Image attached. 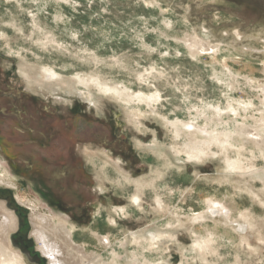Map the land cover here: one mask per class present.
<instances>
[{
  "label": "rangeland",
  "instance_id": "374dc122",
  "mask_svg": "<svg viewBox=\"0 0 264 264\" xmlns=\"http://www.w3.org/2000/svg\"><path fill=\"white\" fill-rule=\"evenodd\" d=\"M195 33L216 53L193 56L183 39ZM92 80L127 87L131 101ZM218 107L221 142L187 158L176 124L205 127ZM260 119L264 0H0V160L18 185L0 186V202L17 211L38 264L48 262L16 193L64 215L88 253L115 249L122 264L140 250L149 264H264V150L236 134ZM213 197L235 201L232 220H196Z\"/></svg>",
  "mask_w": 264,
  "mask_h": 264
},
{
  "label": "bare ground",
  "instance_id": "6f19581e",
  "mask_svg": "<svg viewBox=\"0 0 264 264\" xmlns=\"http://www.w3.org/2000/svg\"><path fill=\"white\" fill-rule=\"evenodd\" d=\"M207 39H208L207 37H202L200 34L195 33V34H187L186 37H184L183 41L186 43V46L189 49L190 53L193 56H196L203 51H210V52L216 51L217 47H214L208 44V42L206 41ZM45 72H46L45 73L46 77H48L49 79L57 75L55 71H53L51 68L45 69ZM98 81L92 80L90 83H93L99 90L104 91V93L105 91L110 92L111 94L113 93L117 95L119 98H121V100L128 98L129 101H131V98L129 97L130 95L127 94L128 92L127 87H124L123 89H119L115 87L111 88L109 85L101 84ZM79 83L82 87L86 86V88H89L87 86L89 85V82L80 81ZM139 100L140 99H138V101ZM221 111L222 110H220V107L215 109V113L219 116V120L217 121L208 119L205 116L206 113L204 112L202 114L203 118L205 119L204 121L208 122V124H205V127H201V124L197 123V121H194V119H190L188 121H179L176 124L178 127H175L176 128L175 135L182 137L181 134H184L189 141L188 145L185 144L186 147H185V152H184L187 154V155L185 154L187 158L194 159V160L199 159L201 155L205 156L207 154L205 149L201 148L202 146H206V145L208 146L209 144H211L210 142H213V141L221 142L220 132L217 129L218 127H220L219 125L223 123V120H221V117H222ZM198 120L200 119L198 118ZM214 122H216L217 124L209 125V124H213ZM227 124H228V120H227ZM246 129L250 131L246 132ZM236 134L241 135L239 138L241 139L242 142L244 143L247 142L249 144L252 143L256 147L261 149V151L264 150V119L261 120V123L260 122L255 123L254 126H250L249 129L245 128L242 130H238ZM191 142H192V145H191ZM234 162L237 164L231 162V164H229L230 169L232 170L234 169L238 171V169L240 168L241 170L242 167H240L239 162L238 161H234ZM0 186H6L9 188H15V189H17L18 187L16 181H14V178L10 170L3 162H1V160H0ZM16 199L20 205H24V207L26 206L27 209L29 208L28 210L30 211V223L32 225L31 236L34 237L35 239L34 241L37 242V244L39 245L37 247V250L40 252L41 257L46 259L48 264H122L121 263L122 258H120L119 253L115 249L111 248L112 243L109 237L101 236L97 234L96 232H92L91 233L92 237L96 239V241L99 243L101 247H107L112 250L110 251V254H107L106 256H102L100 254L93 253V252L88 253L84 245H79L76 243L77 238H75L73 226L71 225V223H69V221L66 219L64 215H59L55 213L54 211L50 210L49 208H47L44 202L40 200L38 197L32 199L31 201L24 200V199L22 200L20 196L16 193ZM234 204H235V201L230 198L229 199L227 198L224 200L214 199V197L211 199L209 198V200L207 201V204L205 205V210L203 209L197 215L196 220L204 222V220H206L208 218V215L210 214L211 215L218 214V215H222L225 218L231 219V215L234 212L233 209H235ZM10 209L5 205L4 202H0V264H25L23 262V256L20 254L19 251H15V249H13L10 244V240H11L10 235L12 234V232H15L17 230V226H18L17 211L15 210L16 212H13ZM42 211H44L45 213H43ZM240 218L247 221V219L244 217H240ZM207 234H209V236H212L210 232H208ZM205 241L206 240L204 241L202 240L201 243L205 244ZM11 243H12V240H11ZM147 243L150 244V242H147ZM107 248H104V249L107 250ZM32 256L34 257L33 254ZM34 258L37 259L36 256ZM131 258H132V264H149L150 263V261L147 260V258L145 257V254L142 253L141 250L139 253L133 254Z\"/></svg>",
  "mask_w": 264,
  "mask_h": 264
},
{
  "label": "flooded vegetation",
  "instance_id": "af4514ba",
  "mask_svg": "<svg viewBox=\"0 0 264 264\" xmlns=\"http://www.w3.org/2000/svg\"><path fill=\"white\" fill-rule=\"evenodd\" d=\"M22 228H23V223L22 221L19 222V228L18 230L14 233L16 234V238L14 239V243L17 246L18 249H20L24 254L27 255H32L31 252L29 251L28 248V243L25 239L24 233L22 232Z\"/></svg>",
  "mask_w": 264,
  "mask_h": 264
},
{
  "label": "water",
  "instance_id": "95a60500",
  "mask_svg": "<svg viewBox=\"0 0 264 264\" xmlns=\"http://www.w3.org/2000/svg\"><path fill=\"white\" fill-rule=\"evenodd\" d=\"M12 244H13V246H15L14 243H13V241H12ZM25 256H26V258H27L29 261H32V262H33L34 259H35L34 262H37V264H38L39 262H42V261H43V260L41 261L40 259H36V258H34V259H33V258H30L27 254H25ZM39 260H40V261H39Z\"/></svg>",
  "mask_w": 264,
  "mask_h": 264
}]
</instances>
